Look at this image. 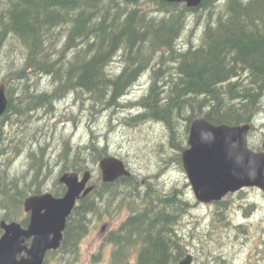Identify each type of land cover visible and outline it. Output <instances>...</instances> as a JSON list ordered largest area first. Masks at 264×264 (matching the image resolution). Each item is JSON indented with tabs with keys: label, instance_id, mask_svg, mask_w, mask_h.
Segmentation results:
<instances>
[{
	"label": "trees",
	"instance_id": "obj_1",
	"mask_svg": "<svg viewBox=\"0 0 264 264\" xmlns=\"http://www.w3.org/2000/svg\"><path fill=\"white\" fill-rule=\"evenodd\" d=\"M190 22L200 23L202 31L196 44L185 45L181 38ZM14 43L21 51L18 66L6 62ZM42 76L53 84L51 92L40 88ZM143 79L145 93L125 102ZM1 84L7 107L0 117V221L25 224L19 220L23 202L41 193L50 171L47 144L28 151L24 175L9 173L7 142L15 141L7 140V122L24 130L32 114L53 112L55 102L71 94L84 97L91 115L137 107L127 124H162L182 168L180 156L193 119L253 129L264 96V0H202L197 8L158 0H0ZM106 153L94 136L76 148L66 141L58 155L61 173L90 170L88 162L97 166ZM154 178L132 175L113 183L99 178L73 209L59 249L47 253L44 264H75L91 218L104 220L125 207L129 217L105 239L113 246L111 264H129L133 252L135 264H178L185 247L174 228L194 205L183 190L155 188ZM56 183L60 187L51 193L60 197L65 188ZM221 203L214 204V228L229 226ZM205 257L203 264H227L221 255Z\"/></svg>",
	"mask_w": 264,
	"mask_h": 264
},
{
	"label": "rangeland",
	"instance_id": "obj_2",
	"mask_svg": "<svg viewBox=\"0 0 264 264\" xmlns=\"http://www.w3.org/2000/svg\"><path fill=\"white\" fill-rule=\"evenodd\" d=\"M201 31L200 23L196 25L190 22L182 35L181 43L196 44ZM8 52L10 55L6 62L12 63V66L20 65L19 45L14 43L8 48ZM116 66L117 64L112 68L115 69ZM145 82L143 79L136 83L124 101H137L146 91ZM39 85L43 91L51 92L53 89L48 77L42 76ZM89 105L81 95H66L55 102L53 112L45 113L42 110L32 114L29 127L24 130L17 127V122H7V140L15 141L12 144L7 142L9 173L19 177L24 175L28 168V151H38L39 146L47 144L45 157L48 159L50 171L46 173L41 185V193H51L60 187L56 183L62 175L61 159L58 155L64 142L67 141L76 148L83 146L94 136L98 143L106 147L107 156L118 159L121 156L120 160L128 166L132 175L138 178L155 177V188H160L161 185L164 191L177 188L185 192L186 198L194 206L174 229L178 240L185 247V256L189 254L193 257L192 264H203L207 261L206 253L221 255L227 264H264V195L261 191L256 188L245 189L242 193L225 197L222 203L218 202L225 210L229 226L214 228L211 220L215 203L202 204L195 201L182 164V168L178 166L177 155L180 153L169 146L167 132L162 124L145 122L129 126L127 121L137 115V107L104 109L91 115ZM252 128L248 137L249 143L261 146L264 141V96ZM20 138L23 144L17 146ZM26 143H30L32 148L28 149L29 145ZM15 147L21 148L19 153L11 150ZM88 166L92 173L91 183L95 185L100 178L98 165L95 166L89 161ZM249 205L251 209H246ZM129 215L130 212L125 207L104 220L92 217L88 233L80 242L79 258L75 264H111L113 246L104 244L100 235L101 227L114 230ZM24 218L25 213L22 212L19 220ZM239 226L243 228H235ZM57 263L59 262L51 264ZM129 264H135V252L129 258Z\"/></svg>",
	"mask_w": 264,
	"mask_h": 264
},
{
	"label": "water",
	"instance_id": "obj_3",
	"mask_svg": "<svg viewBox=\"0 0 264 264\" xmlns=\"http://www.w3.org/2000/svg\"><path fill=\"white\" fill-rule=\"evenodd\" d=\"M158 1L197 8L202 0ZM5 91V85L1 84L0 117L7 107ZM250 130V124L216 126L204 117L193 119L181 163L196 202L218 203L228 195L249 188H256L264 195V141L261 151L250 149ZM98 168L103 183L131 177L124 163L116 157H104ZM91 177L90 171L81 176L67 171L58 179L65 188L63 196L54 197L45 192L27 197L23 202V210L29 215L25 228L15 221L1 220L0 264H43L48 252L58 250L67 219L77 201L94 189ZM192 261L193 257L187 254L178 264H192Z\"/></svg>",
	"mask_w": 264,
	"mask_h": 264
},
{
	"label": "flooded vegetation",
	"instance_id": "obj_4",
	"mask_svg": "<svg viewBox=\"0 0 264 264\" xmlns=\"http://www.w3.org/2000/svg\"><path fill=\"white\" fill-rule=\"evenodd\" d=\"M262 150V148H261V146H260V149L258 150V151H261ZM126 166V168L129 170V168H128V166L127 165H125ZM80 176L83 174V173H78ZM91 182V181H90ZM143 184V183H142ZM161 187V186H160ZM164 187V186H163ZM163 189V188H162ZM239 192H237V193H235V194H232V196L233 195H236V194H238ZM64 194V193H63ZM61 196H63V195H61ZM60 196V197H61ZM229 197H232V196H230V195H228ZM78 203V202H77ZM23 212H24V210H23ZM25 213V212H24ZM129 217V216H128ZM127 217V218H128ZM126 218V219H127ZM24 220H25V224H22V223H20V222H17V223H20L21 225H22V227H26L27 226V223H28V220H29V215L27 214V213H25V218H24ZM16 222V221H15ZM113 229H111V230H107V227L106 226H102L101 227V232H100V235H101V237L103 238V242H104V244H107V242L105 241V239H106V236L108 235V233L110 232V231H112ZM62 242V241H61ZM111 245V244H110ZM57 251V250H56ZM50 252H55V251H50ZM49 253V252H48ZM47 255V254H46ZM46 257V256H45ZM45 260V259H44ZM51 263H53V262H50V261H48V263L47 264H51ZM43 264H44V262H43Z\"/></svg>",
	"mask_w": 264,
	"mask_h": 264
},
{
	"label": "bare ground",
	"instance_id": "obj_5",
	"mask_svg": "<svg viewBox=\"0 0 264 264\" xmlns=\"http://www.w3.org/2000/svg\"><path fill=\"white\" fill-rule=\"evenodd\" d=\"M120 1V0H119Z\"/></svg>",
	"mask_w": 264,
	"mask_h": 264
}]
</instances>
